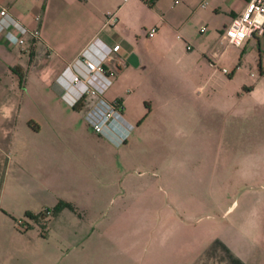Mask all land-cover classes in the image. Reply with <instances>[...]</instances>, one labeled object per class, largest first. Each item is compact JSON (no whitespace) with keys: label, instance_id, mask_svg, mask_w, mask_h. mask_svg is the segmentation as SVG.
Instances as JSON below:
<instances>
[{"label":"crops","instance_id":"obj_1","mask_svg":"<svg viewBox=\"0 0 264 264\" xmlns=\"http://www.w3.org/2000/svg\"><path fill=\"white\" fill-rule=\"evenodd\" d=\"M247 1L0 0V5L26 26L37 27L40 35L35 43L28 37L27 44L12 45L0 34V264H44L46 256L54 262L49 263L61 264L58 241H51L48 232L41 235L37 226L19 229L13 215L52 208L63 196L52 186L65 182L76 183L87 196V204L95 206L100 185L116 182V177L109 175L107 155L129 145L133 141L130 135L156 109L164 108L155 113L159 120L179 115L174 108L184 101L167 89L168 80L176 77L178 83L191 82L193 91L204 88L212 77H217L219 85L230 84L232 78H221V68H232L227 73L230 76L242 62L237 59L240 54L228 50L234 45L227 42L224 30L231 18L244 10ZM110 13L116 16L114 23L106 21ZM35 14L40 16L38 20ZM151 26L156 31L149 36ZM95 36L109 45L120 43L116 54L125 61L120 66L114 56L105 59L115 71L105 96L121 100L125 118L133 124L121 143L95 132L86 122L84 112L94 97L86 96L72 104L74 90L66 92L67 87L57 79L65 65ZM255 41L260 52V77L243 85L245 99L258 90L259 83L264 88V33L234 46L240 49L244 45L246 49ZM231 57L233 64H224ZM248 77H255L252 69ZM210 90L211 100H221L220 94L213 97L214 88ZM139 97L156 104L144 113L135 108ZM229 97L224 101L231 102ZM231 100L235 103L236 96ZM46 143L55 151L52 174L46 172ZM105 226L98 229L95 223L79 225L86 231L103 233L96 237L90 234L85 241L71 245L64 264H264V241L253 240L252 223L214 224L211 230L197 225L195 231H202V237L197 233L191 242L183 237L195 225H167L166 230L178 232L181 239L169 244L165 258L130 256V251L127 255L117 254L120 247L125 248L119 229L107 235L104 232L116 225ZM205 231L210 232L207 238ZM109 241L116 242L110 249ZM82 242L85 247L81 251H71ZM70 251L73 254L69 256Z\"/></svg>","mask_w":264,"mask_h":264},{"label":"rangeland","instance_id":"obj_2","mask_svg":"<svg viewBox=\"0 0 264 264\" xmlns=\"http://www.w3.org/2000/svg\"><path fill=\"white\" fill-rule=\"evenodd\" d=\"M243 47L228 49L240 54L237 59L242 62L232 75L221 73L222 79L232 78L230 84L219 85L217 77H212L204 88L193 91L191 82L178 83L176 77L168 80L167 89L175 91L184 101L174 108L179 115L159 120L155 113L164 108L156 109L130 135L133 141L129 145L107 155V169L116 182L100 185L95 206L87 204V196L76 183L51 184L63 195L59 198L73 207L64 205L56 215L45 213L39 221L23 211L13 215L16 226L23 230L37 226L41 235L48 232L51 241H58L61 264L71 245L85 241L90 234L96 237L103 233L78 228L90 223L97 224L98 229L116 225L104 233L116 234L119 229L125 245L119 248V255L130 251V256L167 257L169 244L181 239L178 232L166 230L173 223L195 225L183 237L189 242L195 240L197 233L202 237V231H195L197 225L211 230L214 224L230 223L240 226L252 223L253 240L264 241V227H261L264 226V88L259 83L260 89L250 93L249 98L242 96L243 85L260 77L257 42ZM232 61L231 57L224 64L230 66ZM249 69L255 72L253 79L248 77ZM211 88L216 92L213 97L220 94L221 100L210 99ZM227 96L231 102L224 101ZM233 96L235 103L231 100ZM155 104L149 98L139 97L135 108L145 113ZM48 146L46 143L44 160L46 172L52 174L55 151ZM99 202L100 208H96ZM204 233L206 238L210 236L209 231ZM115 243L109 241L108 248ZM76 247L71 251H81L85 243ZM71 251L69 256L73 254ZM45 258L44 264H51L52 260Z\"/></svg>","mask_w":264,"mask_h":264},{"label":"built area","instance_id":"obj_3","mask_svg":"<svg viewBox=\"0 0 264 264\" xmlns=\"http://www.w3.org/2000/svg\"><path fill=\"white\" fill-rule=\"evenodd\" d=\"M34 18L38 20L39 14H35ZM106 21L114 23L115 14H108ZM155 31L156 27L151 26L147 30V35L151 36ZM263 33L264 0H248L244 10L233 16L226 25L224 37L230 44L239 46L247 37L259 36ZM0 34L12 45H25L28 37L31 43H35L40 36L37 27L29 28L1 5ZM119 49L120 43L109 45L99 36H95L57 76V79L67 87L66 92L74 90L72 95L69 94L72 97V104L81 101L86 96L94 97L85 109L84 118L95 132L117 143L123 142L133 128V124L125 118L122 101L108 99L105 96L115 74L114 69L105 63V59L114 56L120 66L124 65V59L116 54ZM221 70L226 74L232 72V68L226 66H223ZM45 213L50 214V211L45 210Z\"/></svg>","mask_w":264,"mask_h":264},{"label":"trees","instance_id":"obj_4","mask_svg":"<svg viewBox=\"0 0 264 264\" xmlns=\"http://www.w3.org/2000/svg\"><path fill=\"white\" fill-rule=\"evenodd\" d=\"M64 205H67L69 207H73L72 204L68 201H64L62 199H59L57 201V203L52 206V208H45L44 210H40L39 212L37 213H33V212H30V211H26L25 212V215L29 216L30 218H32L34 221H39L41 219V217L43 215H45V210H49L50 211V214L52 215H56L57 212L59 211V209L64 206Z\"/></svg>","mask_w":264,"mask_h":264}]
</instances>
